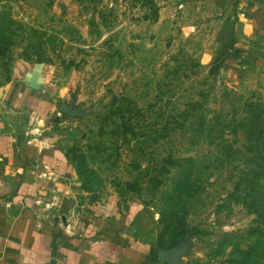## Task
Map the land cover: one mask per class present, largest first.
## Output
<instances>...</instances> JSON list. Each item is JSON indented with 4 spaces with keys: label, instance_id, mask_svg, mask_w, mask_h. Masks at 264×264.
Masks as SVG:
<instances>
[{
    "label": "rangeland",
    "instance_id": "obj_1",
    "mask_svg": "<svg viewBox=\"0 0 264 264\" xmlns=\"http://www.w3.org/2000/svg\"><path fill=\"white\" fill-rule=\"evenodd\" d=\"M223 5L0 0V89L44 103L0 97V134L60 149L79 203L155 215L149 240L175 264H264V65H222ZM172 161L195 180L177 197Z\"/></svg>",
    "mask_w": 264,
    "mask_h": 264
},
{
    "label": "crops",
    "instance_id": "obj_2",
    "mask_svg": "<svg viewBox=\"0 0 264 264\" xmlns=\"http://www.w3.org/2000/svg\"><path fill=\"white\" fill-rule=\"evenodd\" d=\"M223 7L222 65L240 74L264 65V0H224ZM31 94L0 89L20 109H41ZM73 185L66 157L48 140L0 134V264H166L149 240L155 215L133 205L124 211L118 199L79 203Z\"/></svg>",
    "mask_w": 264,
    "mask_h": 264
},
{
    "label": "trees",
    "instance_id": "obj_3",
    "mask_svg": "<svg viewBox=\"0 0 264 264\" xmlns=\"http://www.w3.org/2000/svg\"><path fill=\"white\" fill-rule=\"evenodd\" d=\"M40 48L42 49V46L39 45ZM41 56L44 55V52L41 51V52H37L36 54H41ZM45 60L44 59H40V62H44ZM195 109L197 110V114L196 115H193V114H190V113H187V116L189 117H192L195 119V123L198 122L197 124V127L195 128V132L197 135H202L207 132V131H211V126L210 123L207 124V122H205V109L203 108L202 105H197L195 104V108L192 109V112L195 111ZM199 111H200V115H199ZM195 125V124H194ZM195 134V135H196ZM172 163H174L175 165V168L177 167L178 170H179V176H178V179L175 183V187H174V190L177 192L175 194V196L177 197L178 195H182V194H186L187 191L191 188V186L193 185V183L195 182V180H192L191 179V172L193 170V167L191 168H185L181 167V165L175 161H172ZM190 169V170H189Z\"/></svg>",
    "mask_w": 264,
    "mask_h": 264
},
{
    "label": "water",
    "instance_id": "obj_4",
    "mask_svg": "<svg viewBox=\"0 0 264 264\" xmlns=\"http://www.w3.org/2000/svg\"><path fill=\"white\" fill-rule=\"evenodd\" d=\"M177 250L161 251L159 258L167 264H175Z\"/></svg>",
    "mask_w": 264,
    "mask_h": 264
}]
</instances>
